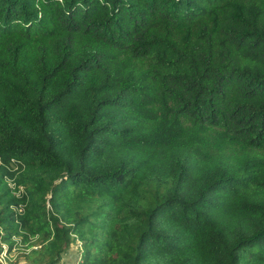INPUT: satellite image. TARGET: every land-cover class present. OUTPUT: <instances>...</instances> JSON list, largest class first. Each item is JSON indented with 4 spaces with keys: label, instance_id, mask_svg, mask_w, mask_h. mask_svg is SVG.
<instances>
[{
    "label": "trees",
    "instance_id": "1",
    "mask_svg": "<svg viewBox=\"0 0 264 264\" xmlns=\"http://www.w3.org/2000/svg\"><path fill=\"white\" fill-rule=\"evenodd\" d=\"M4 245L264 264V0H0Z\"/></svg>",
    "mask_w": 264,
    "mask_h": 264
},
{
    "label": "rangeland",
    "instance_id": "2",
    "mask_svg": "<svg viewBox=\"0 0 264 264\" xmlns=\"http://www.w3.org/2000/svg\"><path fill=\"white\" fill-rule=\"evenodd\" d=\"M4 248L6 249L4 251V254H7V256L5 257V255L3 254L4 258L2 259V261H4L6 264H10V262L14 261V257L16 255V253H12V254H8L7 250V246L4 245ZM7 252V253H6ZM78 248L77 247H74L69 255H67L64 260H63V264H77V261H78Z\"/></svg>",
    "mask_w": 264,
    "mask_h": 264
},
{
    "label": "built area",
    "instance_id": "3",
    "mask_svg": "<svg viewBox=\"0 0 264 264\" xmlns=\"http://www.w3.org/2000/svg\"><path fill=\"white\" fill-rule=\"evenodd\" d=\"M22 189V188H21ZM3 251H2V253H0V261L1 262H3V263H5L4 261H2V259L4 258V256H3V254H4V251L6 250L4 247H3ZM7 253V252H6ZM5 255V257L7 256V254H4ZM3 257V258H2ZM6 264V263H5Z\"/></svg>",
    "mask_w": 264,
    "mask_h": 264
}]
</instances>
